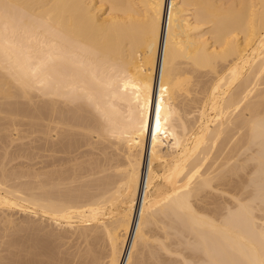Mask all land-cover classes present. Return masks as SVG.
I'll use <instances>...</instances> for the list:
<instances>
[{
  "label": "bare ground",
  "instance_id": "obj_1",
  "mask_svg": "<svg viewBox=\"0 0 264 264\" xmlns=\"http://www.w3.org/2000/svg\"><path fill=\"white\" fill-rule=\"evenodd\" d=\"M93 138L96 179L14 162ZM0 143V264H67L15 210L82 264H264V0H0Z\"/></svg>",
  "mask_w": 264,
  "mask_h": 264
},
{
  "label": "rangeland",
  "instance_id": "obj_2",
  "mask_svg": "<svg viewBox=\"0 0 264 264\" xmlns=\"http://www.w3.org/2000/svg\"><path fill=\"white\" fill-rule=\"evenodd\" d=\"M24 128H26V127H23L22 129H24ZM81 132L82 131H78L77 133L80 134ZM99 141H100V139L93 138L92 142L94 144L91 146L90 145L75 146V148H73L74 152L72 154L60 153V154L55 155L56 156L55 158H51V157H47V156H41V157L38 156L37 158L33 157L31 159H28V161L25 159L23 160V158H22V160H21V158H17L18 161H14V162L25 161L26 167H31V165L33 164L32 167H34V168L36 167V169H38L39 171H44V170L50 171L53 169H70L76 162L83 161L84 163H86L87 169L83 170L82 172H78V176L90 178V176L92 175L91 176L92 179H96V178L100 177L103 173H101L102 170H101L100 166H98V168L96 167L95 169H92L91 164H94L95 166H96V164L97 165L103 164L105 162L106 156L107 157L109 156L108 158L110 160L114 157L116 158V156H114V154L117 153L115 146L110 145V143L108 141H107V143L104 142V144L97 143ZM24 142L28 143L27 145H29V146H34V145L39 144L38 141L32 142V141H30L29 138L25 139ZM1 144L2 143H0V145ZM17 144H18V146L15 145L14 147L10 148L11 150L15 149V151H14L15 153H17L19 151L18 148H19L20 142ZM20 146H22V148H23L22 144ZM29 146L24 145V148H27ZM22 148L20 147L19 153L22 151ZM10 149H9V151H10ZM2 151L3 150L0 149V152H2ZM44 153L47 154L48 152L47 153L44 152ZM110 155L112 157H110ZM19 159H20V161H19ZM51 161H55L56 163L53 165L48 164V163H51ZM111 161H112V163L115 162V160H111ZM36 163H38V165ZM39 164L42 165V167H40ZM39 168H44V169L41 170ZM206 198H208V196ZM206 198H204V201L202 202V204L206 203V205L203 206L205 208L209 207V205H207V204H211L210 207L212 205H214V203L212 204V202H214V201H216L218 203L219 202L223 203V201L225 200L224 198H227V197L226 196L222 197L221 195H219V193H217V194L211 193V194H209V198L208 199H206ZM211 208H213V206ZM10 213H11L10 215H13L12 218L18 224H21V222H23L24 220H34L35 219L34 220L35 225L41 224L45 227L44 231L51 232L50 235L53 234L51 236L52 241L50 240L51 241L50 245H51V247L53 245L52 249L55 251L54 253H55V255H57L59 257V259L60 258L65 259L67 261L66 262L67 264H82V261L84 259L83 255L85 254V250L88 247V241H87V238L85 237V235L82 234L81 232H82V230L87 229L88 232L90 233L91 232L90 228H84L82 226L77 227V228H67V227L63 228V227H58L57 224L51 222V220H49L48 218H45V217H41V218H43V219H41L42 220L41 221L40 217H38V216H34V215L31 216V215L26 214V213H24V215H23V213H20V212L18 213V211H16V210L12 211ZM0 214H1L0 215L1 216L0 217V232H1V226L3 228L4 225H6V224L1 222L2 221L1 219H2L4 214L2 212H0ZM26 217H27V219H26ZM86 226L89 227V224H87ZM145 230L147 232L152 231V233H155L156 231H158V227H157V225L151 224V225L147 226L145 228ZM1 240H3V239L0 238V241ZM43 246H45V245H43ZM145 250H146V248L143 246V243L140 242L138 245V251H136V253H137L136 259L139 258V260H141L142 254ZM186 251L181 250V251H178L177 253L174 252V253H170V254H168L166 251H162V257H163V259H168V260L174 259L176 261H180L183 258L182 254ZM188 252H186V253H188ZM160 264H173V263L167 262V263H160Z\"/></svg>",
  "mask_w": 264,
  "mask_h": 264
},
{
  "label": "built area",
  "instance_id": "obj_3",
  "mask_svg": "<svg viewBox=\"0 0 264 264\" xmlns=\"http://www.w3.org/2000/svg\"><path fill=\"white\" fill-rule=\"evenodd\" d=\"M138 209H139V205H138ZM136 216H137V212H136Z\"/></svg>",
  "mask_w": 264,
  "mask_h": 264
}]
</instances>
